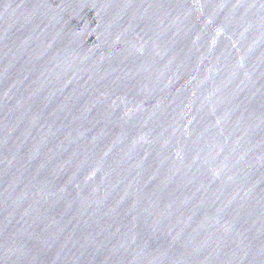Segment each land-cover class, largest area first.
<instances>
[{
  "label": "water",
  "instance_id": "obj_1",
  "mask_svg": "<svg viewBox=\"0 0 264 264\" xmlns=\"http://www.w3.org/2000/svg\"><path fill=\"white\" fill-rule=\"evenodd\" d=\"M0 264H264V0H0Z\"/></svg>",
  "mask_w": 264,
  "mask_h": 264
}]
</instances>
